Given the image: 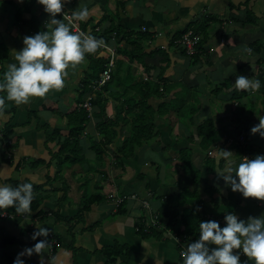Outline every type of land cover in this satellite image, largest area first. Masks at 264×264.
Listing matches in <instances>:
<instances>
[{
    "label": "crops",
    "instance_id": "1",
    "mask_svg": "<svg viewBox=\"0 0 264 264\" xmlns=\"http://www.w3.org/2000/svg\"><path fill=\"white\" fill-rule=\"evenodd\" d=\"M117 1L65 0L63 11L56 16L65 13L79 28L84 23L86 34L97 33L101 23L106 25L104 29L115 24L132 32L127 39L120 34L123 40L119 45L112 40L113 44H108L112 47L129 48L128 40L135 38V32L145 31L151 36L149 47L168 52L169 62H161L158 54L144 57L146 63L158 59L161 64L149 73L139 64L132 67L140 71L139 80L156 82L158 75L161 79V98L154 103L161 106L153 120L156 139L142 144L121 164L114 159L117 145H109L101 161L87 140L90 136L97 142L101 139L95 128L98 120L91 117L80 137L82 147L77 156L82 161L57 156V142L67 134L66 117L92 96L77 101L84 62L69 66L64 86L49 90L44 97H32L22 104L6 100L0 111V132L10 126L15 145L4 149L0 136V184L32 183L33 190L34 186L41 188L34 190V195L45 197L29 215L18 213L14 206L0 209L9 216L0 218V234L15 239L9 250L13 259L38 240L48 241L44 252L21 257L25 264H106L111 256L118 259L113 264H183L184 247L196 240L185 238L184 210L194 211L203 220H218L221 226L230 211L243 219L264 212V201L231 190L219 175L228 163L221 156L223 150H230L236 162L244 156L264 154V138L250 131L264 120V98L258 90L234 86L238 75L255 79L259 69H264V49L248 51L254 42L264 47V0H125L119 7ZM82 7L88 8L86 19L71 15ZM5 12H11L15 25L10 34L7 30V38L0 39L7 53L4 61L0 59V80L8 64L15 62L14 50L24 46L23 38L46 30L49 19L37 0H0V24H6ZM25 24L32 27L26 29ZM201 24L208 41L197 57L189 59L175 45H169L185 30ZM137 74L132 77L137 78ZM68 89L71 95L64 99L60 95ZM0 95L6 93L0 91ZM237 101L242 106L236 107ZM114 104L111 100L106 109L110 118L115 115ZM93 110L98 111L96 107ZM208 119L220 140L204 149L196 128ZM116 129L121 138L129 135L128 126ZM45 137L50 139L46 142ZM3 154L13 161H5ZM87 164L92 167L87 168ZM98 183L104 201L78 217L82 200L89 191L96 192ZM108 194L130 198L120 207L107 198ZM173 212L177 213L174 218ZM38 226L50 229L47 237L33 239ZM240 259L248 257L241 253ZM248 264L253 262L248 260Z\"/></svg>",
    "mask_w": 264,
    "mask_h": 264
},
{
    "label": "clouds",
    "instance_id": "2",
    "mask_svg": "<svg viewBox=\"0 0 264 264\" xmlns=\"http://www.w3.org/2000/svg\"><path fill=\"white\" fill-rule=\"evenodd\" d=\"M49 14L46 30L23 38V47L14 50L15 62L9 63L0 80V111L7 101L22 104L32 97H44L51 89L64 86L69 66L75 67L86 54L94 53L104 44L102 38L84 32H74L64 19L56 16L63 11L65 0H37ZM65 14V13H64ZM88 8L82 7L71 15L77 19L88 17ZM251 51V49H248ZM259 78L238 75L234 86L239 90L253 91L261 88ZM252 133L264 138V120L254 125ZM233 153L223 150L222 158L228 161L225 170L219 173L225 185L239 191L245 198L253 197L264 201V154L254 158L242 157L239 162L231 159ZM34 199L32 183L0 184V209L14 206L18 213H30ZM225 224L218 220H202L199 223V238L187 244L181 253L183 264H264V212L259 216L239 218L234 212L224 216ZM50 229L38 226L33 234L47 237ZM48 241L38 240L31 247L19 252L13 264H25L21 257L44 252ZM241 253L248 260L240 259Z\"/></svg>",
    "mask_w": 264,
    "mask_h": 264
},
{
    "label": "trees",
    "instance_id": "3",
    "mask_svg": "<svg viewBox=\"0 0 264 264\" xmlns=\"http://www.w3.org/2000/svg\"><path fill=\"white\" fill-rule=\"evenodd\" d=\"M116 3L119 7L125 3V0H118ZM60 15L61 17L59 16L58 18L64 19L65 23H68L63 15ZM249 19L251 23L252 16ZM85 26L86 25L82 23L79 29L83 32L85 30ZM70 28L73 31L71 25ZM188 30L193 32V37L199 38L198 42L194 45V53L190 55H187L185 46L179 43L182 36ZM120 34H123V36L126 38L132 34V32L129 30H123L119 25L110 24L106 29L100 30V32L90 35H94L97 38H102L105 44L112 45V39H115L117 43H120L123 40L119 39ZM207 35V32H205V26L201 24L192 29L185 30L180 34L179 38L171 40L169 45H175L179 52L191 59L197 57L198 53H200L205 48V45L208 41ZM128 42L129 48H116L114 68L112 70L111 78L103 86L97 89H95V87H97L100 74L106 69L110 55L108 52L104 51L103 54L95 56L98 51H101L100 47L96 50V52L86 54L85 59L82 61L85 63V67L83 69V78L80 81L81 88L77 97V101L78 103H81L82 99L92 94L93 97L91 96L89 98L92 110L88 111L87 109L79 106L73 110L72 114L66 117L67 122L65 129L67 134L63 136L64 138L59 139L57 142V144H59L58 151L56 152L57 156L66 155V158L69 160L74 158L72 159L73 161H82V157L77 156L79 153H81L82 147L80 144V137L82 134H84L87 125L90 123L91 117L98 120L95 121V128L101 139L99 142H97L94 137L90 136L87 140L89 141V147H91V149L95 152V157L101 161H104L103 157L106 153V147L109 145H117V148L114 151V159L119 161L121 164L123 159L125 160L132 157L135 150L142 144L156 139L157 131H154L153 129V120L154 114L159 111L161 106L159 104L154 106V103L156 102V99L161 98V79L160 77L158 78L159 75L157 76L158 80L156 82H151L149 80L143 81L136 78L134 79L132 74L129 72L130 69L127 67L124 70L122 69V66L123 64H129V66L133 64H139L145 70V72L149 73L150 70L154 69V65L152 64L153 61L146 63L144 61V57L149 56V58H154V56L158 54L160 56L161 62H163V60L169 62L170 57L168 56V52L166 50H160L158 49V46L149 47L152 40L151 36L145 31L135 32V38L131 41L128 40ZM5 47L6 46L3 45L0 40V59L2 61H4L3 58L7 54L5 52ZM250 49L259 53L258 51L263 50L264 47L261 46V44L254 42L250 45ZM122 58H125L126 62H124ZM259 70V73L255 75V79L259 78L262 82L261 88L258 90V92L264 98V69L260 68ZM2 73L3 69L1 67L0 74ZM114 86L116 88L113 91ZM233 93H236V91ZM232 99L236 101L237 96L234 94ZM111 100L116 102V104H114L115 115L112 118L108 117L106 114V109L109 106ZM235 106L238 107L242 105L237 101ZM94 107H96L98 111H94ZM189 124L191 123L189 122ZM120 125H125L131 128L129 135L121 138L119 135V129H116ZM197 130L200 145L204 149L208 148L212 142L220 140V135L214 131L213 122L210 119L205 120L204 123H200L196 128V131ZM57 132L59 131L56 130V133ZM2 133L3 134L1 138H3L2 142L5 145L4 149L10 150V148H14L15 144L10 141V137L13 133L12 128L8 126L4 131L2 130ZM48 139L50 138L45 137L46 142ZM52 139L53 137H51L50 141H52ZM81 155L85 157L83 153ZM3 156L5 157V161L8 163L13 161L11 156L7 157L4 154ZM85 172L89 173L90 171L86 170ZM95 186L97 188L96 192L86 194L87 196H85L82 200L81 206L78 209V217H81V215L88 211L92 205L99 204L104 201V194L101 193L102 185L98 183L97 185L95 184ZM39 188V186H34V190L36 191L39 190ZM44 199L45 197L41 196L40 194L34 195V199L31 204V212L37 210ZM122 204L119 206L121 207ZM175 211L178 212L177 210ZM25 214L29 215V213H24L23 215ZM166 214L169 213L166 212ZM176 214L177 213L173 212L171 215L174 218ZM20 217L22 218V216ZM66 220L71 222L70 219ZM181 220L185 230L187 229L185 238L192 237L193 239H198L200 231L199 223L203 219L192 210H184V212L181 214ZM194 220L196 221L191 223ZM14 243L15 239L13 237L6 234H0V264H13L14 259L10 255L9 250L11 246L14 245ZM117 261V256H111V258L105 263L113 264Z\"/></svg>",
    "mask_w": 264,
    "mask_h": 264
},
{
    "label": "built area",
    "instance_id": "4",
    "mask_svg": "<svg viewBox=\"0 0 264 264\" xmlns=\"http://www.w3.org/2000/svg\"><path fill=\"white\" fill-rule=\"evenodd\" d=\"M63 17L65 18V20L68 21V23L72 26L73 31L74 32H82L79 29L78 26V22L73 20L71 17L63 14ZM198 37H193V32L191 30H188L180 39L179 43H181L182 45L185 46L186 48V53L187 55H190L192 53H194V45L198 42ZM101 50H105L108 52V54L110 55V59L109 62L106 66V69L100 74L99 80L97 82V87H95V89L103 86L106 82H108L111 78V74H112V70L114 68V61H115V50H112L109 48L108 45L103 44L100 47ZM89 98L87 101L83 102L82 104H80V106L82 108L87 109L88 111L92 110V106L89 102ZM0 136H2V133L0 132ZM240 141H243V138H239ZM11 141V139H10ZM133 197V196H132ZM107 198L113 202V204L115 206H119L120 204H122L124 201H126L127 199H129L130 197L128 196H118L117 194H108ZM5 217H9L7 213L4 212H0V218H5Z\"/></svg>",
    "mask_w": 264,
    "mask_h": 264
},
{
    "label": "rangeland",
    "instance_id": "5",
    "mask_svg": "<svg viewBox=\"0 0 264 264\" xmlns=\"http://www.w3.org/2000/svg\"><path fill=\"white\" fill-rule=\"evenodd\" d=\"M109 6H110V4H109ZM10 10V9H9ZM8 11V10H7ZM5 17L7 16V18H6V24H3V23H1L0 24V31L3 33H1L0 32V37L2 38L3 36L4 37H8L7 36V34H10V31L12 30V26L13 25H15L14 23H13V20H11V12L9 13V14H7V12H5ZM92 15H94V14H92ZM94 20H96V18H94L93 19V22H96V21H94ZM26 26H25V28L27 29V28H30V27H32V26H30V24H25ZM97 26V25H96ZM106 27V25H103L102 23L101 24H99V26L96 28V31H97V33L98 32H100V30H104V28ZM93 30L92 28H88V26H87V30ZM133 29H135L134 31H137L138 30V28L136 27V28H133ZM7 30H9V32H7ZM6 32H7V34H6ZM14 32V31H13ZM13 35V34H12ZM20 37L22 38L23 36L22 35H20ZM113 41H115L116 42V40L115 39H112ZM224 41H225V39H224ZM117 43V42H116ZM120 43H117V45H119ZM23 46V45H22ZM109 48L110 49H112V50H116V48H117V46L115 47V46H110L109 45ZM122 59H124V58H122ZM126 59H124V62H126L125 61ZM152 64L154 65V67H156V68H158L159 66H161V64L158 62V59H156V60H154L153 62H152ZM129 68L130 69V73L132 74V76H134V77H136L135 75H134V73H138L137 74V78L136 79H138L139 78V76H141V74H140V71H137V70H134V68H132L133 67V65H131V66H129V64H123V66H122V69H126V68ZM155 72V71H154ZM114 89V88H113ZM71 95V93H70V91H69V89L66 91V92H62V95H60V96H63V98L64 99H66L68 96H70ZM193 105V104H192ZM192 105H188V106H190V107H192ZM188 106H186V107H188ZM73 111V110H72ZM92 127H93V125H92ZM129 131H131V128H129ZM12 141V140H11ZM104 165V164H103ZM86 167L88 168V167H92V164L91 165H89L88 166V164L86 165ZM104 189H106V188H104ZM88 193H91L90 191L88 192Z\"/></svg>",
    "mask_w": 264,
    "mask_h": 264
},
{
    "label": "bare ground",
    "instance_id": "6",
    "mask_svg": "<svg viewBox=\"0 0 264 264\" xmlns=\"http://www.w3.org/2000/svg\"><path fill=\"white\" fill-rule=\"evenodd\" d=\"M131 210V209H130Z\"/></svg>",
    "mask_w": 264,
    "mask_h": 264
}]
</instances>
